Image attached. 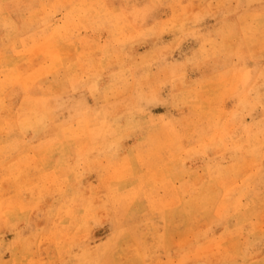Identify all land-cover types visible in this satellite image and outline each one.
Wrapping results in <instances>:
<instances>
[{
  "label": "rangeland",
  "instance_id": "374dc122",
  "mask_svg": "<svg viewBox=\"0 0 264 264\" xmlns=\"http://www.w3.org/2000/svg\"><path fill=\"white\" fill-rule=\"evenodd\" d=\"M0 264H264V0H0Z\"/></svg>",
  "mask_w": 264,
  "mask_h": 264
},
{
  "label": "bare ground",
  "instance_id": "6f19581e",
  "mask_svg": "<svg viewBox=\"0 0 264 264\" xmlns=\"http://www.w3.org/2000/svg\"><path fill=\"white\" fill-rule=\"evenodd\" d=\"M105 8H106V7H105ZM79 9H80V8H78V10L76 9V11H77V13L81 14V13H82V12L80 11L81 9H80V10H79ZM90 9H93V8H90ZM93 10H94V9H93ZM79 11H80V12H79ZM85 11H86V9H85ZM96 13H97V12H96ZM96 13H95V14H96ZM92 14H94V13H92ZM92 14H91V16H92ZM108 15H110V14H108ZM93 16H94V15H93ZM93 16H92V17H93ZM96 16H97V14H96ZM96 16H95V17H96ZM101 17H102V16H101ZM96 18H98V17H96ZM99 18H100V17H99ZM102 19H103V18H102ZM6 30H7V29H6ZM5 32H6V31H5ZM36 33L38 34V32H36ZM58 34H59V33H58ZM35 35H36V34H35ZM38 35H39V34H38ZM38 35H36V36L38 37ZM49 35H50V34H49ZM55 35H56V34H54V36H55ZM51 36L53 37V35H51ZM249 36H250V35H249ZM251 36H252V35H251ZM251 36H250L248 39H251V41H252ZM31 37H32V36H31ZM39 37L41 38L40 35H39ZM47 37H49V36H47ZM47 37H45V38H47ZM252 37H253V36H252ZM43 38H44V37H43ZM43 38H41V39H43ZM31 39H32V38H29V39H27V40H31ZM19 40H20V39H19ZM22 40H23V39H22ZM27 40H26V41H27ZM36 40L38 41V38H37ZM43 40H44V39H43ZM37 41H35V42H37ZM49 41H50V40H49ZM253 41H254V40H253ZM30 42H31V41H30ZM30 42H29V43H30ZM26 43H28V42H26ZM29 43H28V44H29ZM31 43H32V42H31ZM31 43H30V44H31ZM39 43H41V41L38 42L37 44H39ZM47 43H48V42H47ZM28 44H27V45H28ZM33 44H35V43H32V45H33ZM37 44H35V45H37ZM35 45H34V46H35ZM27 47H28V46H27ZM30 47H31V46H30ZM23 48L25 49L26 47L24 46ZM33 48H34V47L32 46V49H33ZM27 49H30V48H26V50H27ZM21 50H22V49H21ZM21 50H20V51H21ZM6 51H7V50H6ZM23 52H24V54H25V51H23ZM26 52H27V51H26ZM20 53H21V52H20ZM28 53H29V51H28ZM21 54H23V53H21ZM24 54H23V55H24ZM26 54H27V53H26ZM29 54H30V53H29ZM33 54H35L34 51H32L31 55H33ZM28 56H29V55H28ZM16 63H17V62H16ZM16 63H15V64H16ZM21 63H22V62H21ZM13 65H14V64H13ZM14 66H15V65H14ZM11 68H12V67H11ZM12 70H13V69H12ZM13 73H14V72H13ZM22 75H24V74H22ZM22 75H21V76H22ZM15 76H16V75H15ZM21 76H20V75H17V77H18L19 80H20ZM22 78H23V77H22ZM19 80H18V81H19ZM18 81H17V82H18ZM96 86H97V85H96ZM96 88H97V87H96ZM100 89H101V88H100ZM101 90H102V89H101ZM99 92H100V91H99ZM199 105H200V104H199ZM137 121H138V120H137ZM135 125H136V124H135ZM11 140H12V139H11ZM11 140H10V141H11ZM14 140H15V139H14ZM10 141L7 142V143H8V144H7V147H9V148L13 147V145H17V144H19V139L17 140L18 142H16V143H15V142L12 143V141H11L12 144H10ZM113 144H114V143H113ZM116 149H117V148H116ZM112 150H113V149H112ZM111 152H112V151H111ZM111 152H110V153H111ZM143 186H144V185H143ZM138 192H139V191H138ZM152 195H153V194H152Z\"/></svg>",
  "mask_w": 264,
  "mask_h": 264
}]
</instances>
